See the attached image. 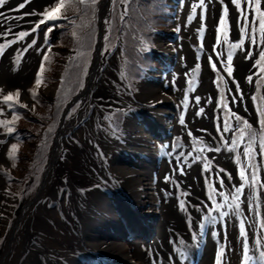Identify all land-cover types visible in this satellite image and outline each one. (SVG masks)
<instances>
[{
    "label": "bare ground",
    "instance_id": "obj_1",
    "mask_svg": "<svg viewBox=\"0 0 264 264\" xmlns=\"http://www.w3.org/2000/svg\"><path fill=\"white\" fill-rule=\"evenodd\" d=\"M175 1L179 8L175 14L177 31L159 34L164 41L160 38L158 41L159 58L169 57V62L155 75L150 74L141 92L131 94L128 90L117 54L115 57L108 54L102 61L101 46L89 76L88 91L83 94L84 105L78 117L65 122L59 132L58 139L64 142L60 141L56 147L39 198L32 204L19 202L13 222L4 224L9 231L0 248V264H8L6 257L14 250L17 264H150L149 254L171 260L173 243L184 237L189 242L196 238L200 223L197 226L195 222L189 233L187 221L200 216L197 212L200 201L213 191L228 193L241 181L237 175L241 160L246 164V177L251 185L254 172L250 168L255 163L260 166L254 173L256 181L264 182V152L253 144L264 126V112L260 111L264 103V71H261L264 60L258 55L264 48V29L259 27L264 21L261 16L264 0H260L259 10L255 0H239V7L233 0H205L203 6H198L199 0ZM52 2L7 0L0 7V97L14 89L25 93L30 87L40 57L30 53L24 59L21 51L34 35L31 30L39 13ZM245 30L255 43L249 41ZM169 36L173 43L168 42ZM237 44L239 47H235ZM229 55L231 74L227 70ZM141 56L148 58L146 54ZM198 68L195 91L182 89L187 75H194ZM168 86L170 91L165 89ZM188 104H194L193 111H187L185 116ZM108 106H124L128 110L127 129L131 138L125 143L121 138L109 137L102 123ZM146 110L153 112L147 123L137 116ZM5 112L0 102V123ZM156 122V127L163 126L168 132L158 135L150 131L149 127ZM245 122L250 126L247 129ZM225 123L230 124L227 132L222 131ZM78 128L83 130L80 137L74 134ZM71 136L75 142L67 138ZM174 139L214 145L221 150L217 162L227 167L232 164V168H222L226 175L222 180L215 175L212 183L214 172L206 161L205 148L183 149L176 161L169 163L160 156V150L162 144ZM6 142L0 135V163L7 162ZM245 151L251 156L241 155ZM199 152L207 158L205 161L195 159ZM108 153L113 155L111 161L105 158ZM206 164L210 166L207 170ZM53 174L57 179L50 186L48 181ZM107 178L110 185L105 184ZM179 182L191 188L182 189ZM250 194L253 199V192ZM255 194L261 197V186L255 189ZM7 199L0 174V212L2 201ZM112 199L124 204L133 200L139 206V213L134 215L138 223H130L123 210L112 208ZM253 205L251 201L244 206L249 218L254 217ZM259 209L263 211L261 206ZM125 226L144 230V235L152 239L141 243V236L136 235L132 243L122 240L125 236L120 231ZM179 233L184 237L178 236ZM46 238H52L62 251L48 247L44 243ZM236 239L237 234L232 233L231 264H239L240 260ZM20 244L23 249L18 251ZM214 254L215 250L207 251L201 264H213Z\"/></svg>",
    "mask_w": 264,
    "mask_h": 264
},
{
    "label": "rangeland",
    "instance_id": "obj_2",
    "mask_svg": "<svg viewBox=\"0 0 264 264\" xmlns=\"http://www.w3.org/2000/svg\"><path fill=\"white\" fill-rule=\"evenodd\" d=\"M73 1L74 2L68 0L69 7L67 9H61V12L63 14L74 13L75 15L78 16V19L84 17L87 20H89L90 32L94 37L92 40L93 41L92 44H90L88 46H82V47L76 49V50H78V52L74 56V61H76V60H82L83 61V65L80 66L77 70V74H78L77 83H78V85L76 88L73 89V90L78 91L79 87L80 88L83 87V84L80 86V80H84L87 82V78L89 75L88 72L91 71V69H90V68H92L91 65L93 66L92 63L94 60L95 46H96V41H97V33H95V30H96V26H97V22H98V10L99 9H98V3H96L94 0H90L92 7L89 11V14H85L81 10V7L83 5L84 0H73ZM170 1L176 5L175 7L178 6V3L175 0H170ZM170 1L166 0V3L172 4ZM62 2L63 1H61V0H53V2L50 3V5H49L50 7L47 6L45 9L50 10L56 6H59L61 8ZM138 2H139L138 0H113V3L111 5V15L107 19L108 22L106 24L105 47H104L106 51L102 49L103 50L102 51L103 52L102 53V61L104 60L105 56L108 54L111 57H115V55L117 54L118 58L121 61V58H120V54H121L122 67H123L124 72H126V74L128 76V77L126 76L127 77L126 81L127 80L129 81L130 84L129 83L128 84H129L131 90L135 93L141 92L140 91L141 88L146 84V79L143 80L144 73L142 71H139L137 73V74H139L138 78H132L129 75L128 69L124 66L125 56H124L123 48H125L124 45L126 42V40H125L126 26H127V24L129 25V23H128V15H129L128 8H130L131 17L135 20L134 30L138 33V37H136V39H138L139 41H137L138 45L135 48L136 51L138 52L139 48L142 47V44L145 42V37H146L147 33L151 32L150 39L152 42H153V39L154 40L157 39V37H155L154 31L151 30V27L154 25V23L150 26H147V23H144L142 21V15L150 17V12H151V10L155 9L156 5L152 4V5L140 7L138 5ZM178 9L179 8H177V10ZM177 10H175L174 8H168V11L171 13V14H169V13H163L162 9H161L159 11V13L163 17H165L162 20V22H168L170 20V18H172V14L176 13ZM50 11H52V10H50ZM45 14H46V12L43 13V16H45ZM43 21H44V18L42 19V16L38 19L37 23L35 21L36 25H38L36 28L37 32H39V31L43 32L44 31L46 33V35L48 33L49 37H50L48 39H50L51 44L57 45V41L55 40V36L58 39L59 32L57 33V29H51V25L49 24V22L43 23ZM158 26H159V24L157 25V28H156L157 31H161V32L166 33V34L174 32L173 26L169 27L168 29H162V28H159ZM48 29H51V31H47ZM176 31L177 30L175 29V32ZM159 38L160 37H158V39L156 40L157 45H158V41L160 39L163 40L162 38H160V39ZM167 39H168V42L170 40L171 43H173V41H174V39L171 36H169ZM62 40L63 39L61 37L60 41H62ZM168 42H167V44H171ZM58 46L60 48H66V43L60 44ZM154 47H156V45ZM41 48L42 47H40V48L37 47L35 49L36 52H34V53L39 52L41 50ZM87 49H88V51H87ZM116 49L119 51V53H117L118 51ZM39 57H40V55H39ZM58 57H60V56L58 55L56 57V59H58ZM32 61H33V63H32V65H33L35 62V59H33ZM154 63H155V68L157 67L159 69L161 68V65L163 64V62L161 60L159 62L154 61ZM151 66H152V64L149 63L146 66H143V68L148 70L151 68ZM29 71H32V69H30ZM153 74H155V73H152L151 75H153ZM34 79H35V74H34V78L32 79V82L29 84L30 87L32 86V84L34 82ZM35 84L36 83H34V85ZM85 86H86V83H85ZM85 86H84V89H85ZM36 89L39 91L40 87L37 86ZM70 89H72V88H70ZM14 90L16 91L17 89H14ZM9 91H13V90H9ZM9 91L6 93H3L1 98L2 99L5 98L6 94H11ZM21 93H22V95L24 94L22 90H21ZM43 94H44V96H48L51 99V101L53 102V98L56 94L55 85H49L48 88H46L42 92V96H43ZM17 99H18L17 97H13L12 100L14 102H16ZM82 104H83L82 101H77L76 103H74L72 114H74L76 112V110L81 108ZM111 107H114V106H111ZM52 108H54V107L52 106ZM106 108L107 107H105V109ZM79 111L77 112V114L79 113ZM105 115L107 117H109V119L112 122H115L118 126L120 125V122L117 121L118 116L121 117V122L123 125L125 124V121L127 122L126 112L123 111L122 109H114V111H112L111 113L105 114ZM21 118H22V116H14L12 119V123H11L12 125L11 126H14L15 128L17 127L19 130H27L28 127L30 128L31 126H29L27 124L28 123L27 120L26 119L22 120ZM61 119H62V113L58 114L55 124L52 125V127L54 128V134L52 136H50L48 134V132L44 129L40 134H37L40 141L32 148V150H30V148L26 149L25 151L18 149L17 151H20L19 160H15L12 163L11 162L8 163V159H6L7 162L0 163V166L3 167L2 169L5 170L6 172H8L12 178L11 182L9 183V185H7V187L9 188L10 192H12V195H13L12 196L10 193L5 192V195L8 196V199L2 201V212H0V221H1L0 222V248L3 246L4 242L6 241L7 233L9 231V229L6 228L4 226V224L7 223V221L13 222V220L15 218L13 212L18 207V203L22 202L24 195L26 196L27 199H33L36 196L37 191L39 190V187H40L42 180H43V176L45 173L46 166L49 163L51 155L54 152V149H53L54 140H55L57 133L59 131ZM127 119H128V116H127ZM69 120L70 119H68L67 121H69ZM11 126L8 128V130L11 129V131H9V132L11 134H15V132H13V128H11ZM125 126H126V124H125ZM82 133H83V131H81L80 133H77L75 131L74 134L77 135L78 137H80V136H82ZM67 138H70L71 140H73L75 142V139H73V136L67 137ZM125 138H127V135H125ZM128 138H130V135ZM25 140H27V139H25ZM25 142H26V145L30 144L29 141H25ZM7 152H8V149H7ZM28 154L30 156L29 158L26 157ZM112 157H113L112 153H109L108 158L110 159V161H111ZM5 158H7V157L5 156ZM7 163H8V165H6ZM14 178L19 179L21 181V183L19 185L16 183L13 184L16 181ZM56 179H57L56 175L53 174L51 176L50 180L48 181V183L51 181L49 185L52 186L55 183ZM12 184H13V186H12ZM23 201L27 202L26 200H23ZM15 203H16V206H15ZM51 217L53 219H56V217L59 218V215H56V217L55 216H51ZM90 222H92V221L90 220ZM90 224H92V223H90ZM1 239L3 240V243L1 241ZM17 240H18V238L15 239V242ZM44 243L48 247H52L55 249L59 248L58 250L62 251V249L58 246V244L52 238L44 239ZM22 246H23V244H20L18 246L17 250L21 251L23 249ZM5 247H6V245L4 246V248ZM17 258H18V255L16 253V250H14L11 254H9L6 257V262H8V264H17L18 263Z\"/></svg>",
    "mask_w": 264,
    "mask_h": 264
},
{
    "label": "trees",
    "instance_id": "obj_3",
    "mask_svg": "<svg viewBox=\"0 0 264 264\" xmlns=\"http://www.w3.org/2000/svg\"><path fill=\"white\" fill-rule=\"evenodd\" d=\"M70 1L74 2L73 0ZM94 1L96 3L98 2V0ZM60 18L62 19H60L61 21L56 22L55 28L59 32V38L62 37L63 39L60 43H66L65 49L76 54L78 52V50H76L77 48L92 44L94 37L90 32L89 20L84 17L78 19V16L74 13L62 14ZM95 33H97V26ZM58 55L60 57L56 59ZM82 65L83 61H74V57L72 59H67L65 55L54 53L52 51L47 52L42 63L43 71L41 72L40 70L37 81L39 80V85H43L44 88L49 85H55L56 87L57 84L58 90L56 92V102H52L51 99L48 96H44V94L42 96V93L36 89V81L31 94L34 102L32 106H29L26 103H21L19 99L16 100L15 104L10 106L14 114L22 116L21 119H26L28 122L27 124L31 126L30 128L28 127L27 130H19L17 127L13 129V131L16 132V138L18 139L14 145L15 147L12 149V153L16 155L18 149L25 151L30 148V150H32V148L40 141L37 134H40L43 129L46 130L50 136L54 134V128L52 125L55 120V114L56 112L61 114L64 105L73 96V94H70L66 89L65 78L69 71L78 69ZM59 73L62 74L60 80H58ZM52 106L54 108H52ZM25 141H29L30 144L26 145ZM26 157L29 158V154Z\"/></svg>",
    "mask_w": 264,
    "mask_h": 264
},
{
    "label": "snow or ice",
    "instance_id": "obj_4",
    "mask_svg": "<svg viewBox=\"0 0 264 264\" xmlns=\"http://www.w3.org/2000/svg\"><path fill=\"white\" fill-rule=\"evenodd\" d=\"M6 2H7V0H0V7H2ZM221 2H223V0H221ZM259 2H260V0H255V6H256L257 10H259ZM233 3H235L237 7L240 6L239 0H233ZM204 4H205V0H199L198 6H203ZM23 6L24 5L22 4L21 7H23ZM193 10H195V9H193ZM224 12H225V16H226L227 15V8H225ZM243 14H244L245 19H246L247 18V13L245 12ZM261 16L264 17V13H261ZM221 24H225L226 25V21L225 20H221ZM259 27L261 29H264V21L261 22V24L259 25ZM47 31H51V29H48ZM245 34L246 35H249V41L251 43H255V39L247 32V30H245ZM46 39H47V36H46ZM235 47H239V45L237 44V45H235ZM258 55H260L261 59L264 60V48L261 49V52L258 53ZM231 61H232V56L229 55L227 57V65H228V69L227 70H228L229 74H231V72H232V68L230 67ZM213 67H215V65H213ZM42 71H43V68H41V72ZM261 71H264V69H262ZM248 79L251 82L252 78L249 77ZM39 83H40V81L38 80L37 81V86H39ZM16 95L19 96V93L17 92ZM6 99L7 100H12L13 97H12L11 94H9L6 97ZM201 112H203V109H201ZM236 119L239 120L240 118L239 117H236ZM180 122H181V124L184 123L183 117H181V121ZM249 127L250 126L245 122L244 123V128L247 129ZM229 128H230V124L229 123H225L224 126H223V128H222V131L223 132H227V131H229ZM9 131H11V129H9ZM224 143H228V141H224ZM232 143L234 144L235 142L233 141ZM13 147H15V146H13ZM209 150H211V151H217V152L220 151L219 148H211V147L209 148ZM262 150H264V148H262ZM241 155H243L245 157H250L251 156V154L248 151H245ZM195 159L199 160L200 157L197 156V157H195ZM208 167H210V166L206 164V169L205 170H207ZM241 176L243 177V173H241ZM244 183L245 184L248 183V179L246 177L244 178ZM255 184H256V177H255V174L253 173L252 174V185L254 186ZM235 191H236V196L233 197L231 203H232V205L235 206L236 209H239L240 205L237 203V200L240 198L239 197V194L242 192V189L240 187H237ZM224 200H225V203H227L228 196H224ZM224 206L225 205H223V204H216L215 205V208L216 209H220V208H223ZM181 207L183 208L184 205L181 204ZM220 215H221V218H223V217L229 215V213L227 211H225V212H222ZM240 234H241L242 237L245 236V225H244V221L243 220L240 221ZM244 248H245V252H246L247 251V245L246 244L244 245ZM218 264H219V262H218Z\"/></svg>",
    "mask_w": 264,
    "mask_h": 264
},
{
    "label": "water",
    "instance_id": "obj_5",
    "mask_svg": "<svg viewBox=\"0 0 264 264\" xmlns=\"http://www.w3.org/2000/svg\"><path fill=\"white\" fill-rule=\"evenodd\" d=\"M110 3L111 0H103L100 4V13H99V39H98V49L102 46L103 39V29H104V19L108 17L110 12Z\"/></svg>",
    "mask_w": 264,
    "mask_h": 264
}]
</instances>
